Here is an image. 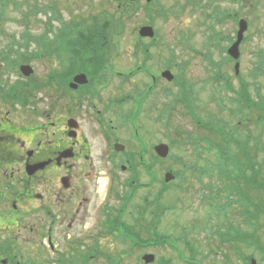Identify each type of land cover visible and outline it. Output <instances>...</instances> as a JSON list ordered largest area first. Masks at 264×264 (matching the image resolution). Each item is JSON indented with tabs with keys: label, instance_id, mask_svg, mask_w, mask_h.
<instances>
[{
	"label": "rangeland",
	"instance_id": "1",
	"mask_svg": "<svg viewBox=\"0 0 264 264\" xmlns=\"http://www.w3.org/2000/svg\"><path fill=\"white\" fill-rule=\"evenodd\" d=\"M155 1L157 3H152V9L148 10L145 0H139L140 3H138L139 8L137 11L127 18H124V27L121 35L114 37V32L117 28L115 26L111 32L113 37L110 36L107 40L103 41L104 49H101L103 52L101 60L103 62L98 61V63L102 64L104 69H106L105 72L107 73L104 74V83H109L107 90H110L109 93L112 92L111 94L113 95H127L132 94L135 90L143 91L146 89L148 83H152L151 79L146 80L143 74H138L129 81H123L119 76L113 75V73L116 74L115 70L128 74L130 71L131 73L137 71V66L142 67L143 65L147 67L144 68V72L147 74L153 73V71L159 73L169 70L175 77L181 78L184 76L185 80L182 81H186L192 87L194 92L192 96L194 102L192 103L196 107L195 112L200 116L203 123H211L212 125H216L215 123L221 125L226 123L237 126L239 120H243L244 114L235 118L232 117L234 108L232 101L235 96L232 92L224 90V82L219 84L213 81L216 75V69L211 64V62L215 64L223 63V59L226 57L222 50L229 43H221L219 47H216V44L209 45L208 37L210 33L207 32V27L205 28L203 23L211 25V22H206L204 18L205 16H210L208 14L214 8L219 7L224 11H234L237 18L246 17L249 19L251 28L245 35L246 40L240 49V73L246 82L251 84L249 92L252 99L257 102L258 96L256 95L257 90H255V87L260 89L261 97L264 98V76L255 79L253 77L249 79V77L250 74H254L259 56L264 51V0H242L239 4L222 1L211 3V0ZM16 2L18 6L8 3L6 0H0V13L4 15V21L0 22V24L9 25L5 30L13 31L14 29V32L18 33L19 31H23L24 26L22 25H25V22H27L31 26L30 31L37 37L33 38L36 41L39 38L43 39L44 35L48 40L53 39V36H48L49 34L47 32L51 30L49 27L53 24H60L52 19L54 13L59 14L67 23L71 22V28L73 29L75 25L83 22L84 18L93 22L91 17L101 18L103 15L110 18L111 16H115L113 14H115L116 6L118 5L112 0H16ZM27 17L28 20L26 21ZM108 22L115 23L113 17ZM144 26H152L154 28L156 41L140 38L139 31ZM215 27L219 30L221 36L228 38L235 37L238 29V26L235 25V20L232 18ZM100 42H97L96 45H100ZM33 51L39 52L34 44L31 45L29 50L24 48V51L22 49L18 54L27 62L33 59L32 53H30ZM101 51L98 54H101ZM93 53H97L96 50ZM39 56L42 57L43 55L38 53L36 57L38 58ZM85 59H88V62H92L90 57ZM74 61L76 62V60ZM96 65L98 64L96 63ZM31 66L36 71L44 74L51 69V61L42 59L38 63H33ZM4 70L3 64L0 62V79L6 83L9 80L6 74L2 73ZM220 74L230 78L228 82L234 91L240 89L239 82L235 78L234 65L231 62L223 63ZM16 75L11 78V81H9L10 84L15 83ZM157 88V93L154 95L153 92L152 94L154 95L152 101L158 97L155 103L159 105V109L164 107L166 103H169L172 109L166 111L168 109L166 108L164 111L166 112L165 118L162 121L156 122L155 120L158 117L159 111H156L154 108L152 117L150 114L148 118L149 121L147 123L150 124V126L147 125L148 127L143 117L139 118L137 123L143 129L142 137L148 139L152 146L160 145V143L169 145L170 158H172L165 159L164 162H155L154 174L151 178L143 170L141 171L142 177H140V180L145 187H142L136 192L137 195L134 201H142L147 194L152 195L150 200H155L156 196L160 193L159 191L164 189L165 176L169 170H172L170 172L174 175H176L174 172L178 173L180 177L168 184L170 187L164 190L165 192H163L161 197V201L165 205L176 206V208L173 212L166 214L162 225L160 227L157 225L152 234L155 232L159 236H167L173 238V240L180 241L178 245L184 251L183 253H185L184 255H186L187 261L190 259V253L195 252V255L198 257L195 263L203 260L204 264H213L214 262L216 264H241L234 256V249L228 246H220L219 238H214L211 234V230L216 225L214 216L218 214L214 206H222L227 203L225 199L226 194L221 191V188L231 186L230 182L224 180L223 182H219L217 181V177H212L211 175L220 174V169L217 168L219 160L216 153L202 151V148H206L204 143H200L198 147L194 143H185L186 145L179 144L178 146L171 145V141L175 137L178 138L179 135H181L178 138L179 142H185L187 136H182L183 133L190 134L192 138H196L194 140L200 139V137L209 139L208 136L218 139L219 135L212 134L208 130L200 128L189 115L184 104L175 102L172 97L166 96L167 91L172 92V94H177L181 88L180 83H168L165 81ZM260 111L256 108L249 111L246 119L247 122L238 126V131L243 138L251 137L258 141L257 145L254 142H250V152L260 165L259 181L264 184V124L260 126L256 125L259 117L264 116V111ZM56 112L57 116H59L58 113L60 114V111L56 109ZM162 115L163 113H161ZM261 119V122L264 123V118ZM137 128L140 132V128ZM90 131L91 129L88 130L87 127H84V132L88 136L91 144L90 161H87V167L85 165L84 169L85 173H98V176L97 180L95 178L96 182H91L93 179L84 182L87 184L88 200H90L94 191L98 190V200L102 202L104 199L102 188L106 177L100 158L104 150L100 137H93ZM112 133L117 138H119V134L127 151L137 149L138 145L136 142H133L129 129L120 128L118 131H112ZM240 159L243 160L242 158ZM175 160L179 161L176 162ZM203 168L209 169V172L206 173ZM245 175L250 176L251 172L246 169ZM92 177L94 178V175ZM85 178V176H81L80 181L83 183ZM119 178L124 180L123 185L129 179L124 174H120ZM251 180L256 181V179ZM238 183H240L239 187L247 192L251 200H254L261 208L264 207V189L259 191L253 189L243 177ZM48 185L51 186L50 184H41L37 187L36 192L42 195V200H33L30 202L22 224L9 232L3 231L2 234L0 233V245L6 242H13V246L16 249H20L24 255L22 257L19 256L17 260L25 264H29V262L48 264L45 262L52 260V257L54 258V255L46 250L45 241L41 235L49 220L46 217L47 208L50 207L53 215L59 221L55 229V234L58 237L60 248L64 247L65 236L68 235V231L66 230L68 227L62 223L63 210L66 209L64 208L66 206L60 198L55 199L54 196L49 194L48 191L51 189L47 188ZM118 191L123 196L125 189L120 188V185H118ZM131 195L134 196L135 194L131 192ZM106 202V204H109V201ZM110 204L111 207L118 206V203H114L113 201ZM11 205V202H8L6 206L3 204L0 205V213H10ZM86 206L89 209L88 218L86 220L81 219V214V217H78L77 223L71 227L72 231L69 233L76 234L81 229L85 232V228L89 227V232L92 234V240H89V244H91L93 239L97 237V234L96 229L93 227L92 219L90 218L92 216V202L87 203ZM38 208H42L40 215L38 214ZM242 211L243 209L239 205L235 203L231 204L228 215L230 216V220H232V223H230L232 240H237L234 230L239 229L241 222L244 220ZM253 212L257 215V223L260 226V240L264 249V212L261 209L254 210ZM93 216L96 217V215ZM128 216L126 215V221L131 222ZM70 218L71 216L64 220L67 221ZM4 220L1 228L8 225L7 221L9 219L4 218ZM136 222L139 223L138 221ZM227 223L229 222H225L224 224L227 225ZM101 242L102 249L109 253L111 255L110 257L117 260L116 264H137L143 252L156 257L154 264H159L158 262L160 260H169L172 264H181L178 260V254L168 246L152 247L144 251L134 248L129 255H125V253L128 254L129 252L128 246L123 245L121 241L104 235ZM39 249L46 252L40 253ZM213 252L216 254L214 255ZM247 252L248 254L255 255V250H249ZM107 257L100 256L92 260L93 258L89 256L85 259L87 260V264H109ZM2 258H5V255L0 257V259ZM256 261L257 264H264V251L258 255Z\"/></svg>",
	"mask_w": 264,
	"mask_h": 264
},
{
	"label": "flooded vegetation",
	"instance_id": "2",
	"mask_svg": "<svg viewBox=\"0 0 264 264\" xmlns=\"http://www.w3.org/2000/svg\"><path fill=\"white\" fill-rule=\"evenodd\" d=\"M3 21L4 15L0 22ZM22 26H24L23 31L15 33L14 29L5 30L9 25L0 24V48H2L0 62L5 69L2 73L6 74L9 81L17 74L16 81L12 84L0 79V205L6 206L8 202L12 203L10 213L6 211L0 213V233L9 232L21 225L30 202L42 200V195L36 192L37 187L41 184H50L51 186H47L51 189L48 191L49 194L55 199L60 198L66 206L63 210L62 223L68 227L66 229L68 235L65 236L64 247L60 248L55 234L59 221L50 207L47 208L46 217L49 220L41 235L46 250L51 252L54 258L45 263L87 264L85 258L89 256L95 260L100 256L110 255L102 249L101 241L104 235L118 241L120 237L141 238L148 241L152 237L153 224L161 226L166 214L173 212L176 206H167L161 201L165 192L163 190L159 191L155 200H150L152 195L147 194L142 201L136 202L134 200L137 194L131 195V183L141 181V171L149 176L153 173V146L148 139L142 137L143 129L137 120L143 117L146 126H150L147 122L150 114L152 117L154 108L156 111L161 110L163 120L167 103L159 109V105L155 103L158 97L156 96L157 98L152 101V97L156 94L152 95V87L148 89L149 91L144 89L135 90L127 95H113L107 90L109 83H104V73L95 71L94 67L89 68L90 74L85 73L89 83L74 88V77L83 72L73 75L71 28L53 24L49 27L51 30L47 32L49 34L47 35L53 36V39L48 40L44 35L43 39L39 38L36 41L33 40L37 37L30 31L31 26L29 24ZM33 44L39 52H30L33 59L25 62L18 52L22 49L24 51V48L29 50ZM39 44L43 48H48V54L37 58L36 55L41 53ZM42 59L51 61V69L48 72L43 74L35 68L34 73L30 75L20 72L21 66H31ZM163 82H165L163 79H159L156 86ZM56 109L60 111L59 116ZM84 127L91 129L90 134L93 137H100L104 150L100 161L111 187L102 192L104 196L102 202L98 200V190L94 191L90 200L87 197V184L84 181L93 179L91 182H96L98 173H85L84 166L90 161L91 144ZM137 127L140 128V132ZM120 128L129 129L133 142L138 145L136 150L127 151L119 134L117 138L112 133ZM117 144L124 146L119 152L116 150ZM120 174L129 177L124 185V180L119 178ZM81 176L86 177L83 183L80 181ZM118 185L125 189L123 196L118 191ZM106 201H109V204H106ZM111 201L118 203V206L111 207ZM91 202L90 218L97 237L89 244V240H92L89 227L85 228V232L83 229L76 234L69 232L72 231L71 227L77 223L81 214V219L88 218L89 209L86 205ZM218 207L219 205L214 206L218 214L214 216L216 225L211 230L212 236L219 238L220 246L234 249V256L241 264H253L252 261L257 264V257L262 254L263 248L257 221L255 223V219L249 221L244 218L240 228L236 230V235H240L243 239L232 240L230 226L232 220L228 215L230 208ZM38 209L40 215L42 208ZM126 215H129L131 222L126 221ZM70 216L69 222L64 220ZM4 218L9 219L7 221L9 226L1 228ZM225 222L229 223L225 225ZM111 223L120 226L118 233L117 228L111 226ZM248 238L252 239L250 247L246 241ZM13 244L6 242L0 245V257L5 255V258L0 259V264H25L17 260L19 256L24 255ZM249 250H255V255L248 254ZM39 252L46 251L39 249ZM129 254L130 252L127 255ZM145 255L147 254L143 252L137 264H144L142 258ZM184 257V254L182 258L178 257L181 264H192ZM31 264L37 263L31 262Z\"/></svg>",
	"mask_w": 264,
	"mask_h": 264
},
{
	"label": "trees",
	"instance_id": "3",
	"mask_svg": "<svg viewBox=\"0 0 264 264\" xmlns=\"http://www.w3.org/2000/svg\"><path fill=\"white\" fill-rule=\"evenodd\" d=\"M116 4V11H115V16L106 17L103 16L101 18L93 17V22L90 24H83L79 23L80 26L75 25L74 26V33L73 37L71 38L72 40V53H73V59L75 58L76 61L82 66L84 65V58H91L92 63L98 66H101L102 64H99V62H103L102 59V51L104 49L103 45H96L97 42L102 43L103 41L107 40L108 37H113L111 35L112 29L117 26L115 32H114V37H119L121 35L122 29L124 27L123 21L124 18H127L128 16L132 15L137 11L139 8L138 3L139 0H112ZM217 1H222V0H211V3H216ZM157 3L156 1L153 2V4ZM151 5H147V9H152ZM140 5V4H139ZM57 15V13H54ZM118 15V16H117ZM210 16H205L204 20L206 22H211L210 24L204 23L208 31L210 33L208 40L209 44H216V47H219L222 42H233V38H228V37H223L219 34V30L215 26H219L222 23H225L226 20L232 18L237 20L236 13L234 11H224L219 7H216L213 9L210 14ZM113 17L114 24L113 22H108L111 20ZM56 18V16H55ZM85 27L84 29L82 28ZM227 49V48H226ZM96 50L97 53H93V51ZM99 51H101V54H98ZM226 51V50H225ZM209 57V56H208ZM81 61V62H80ZM83 61V62H82ZM225 62H232V60L227 57L223 59V63ZM75 63V61H74ZM75 63V64H78ZM86 63V62H85ZM91 63V62H90ZM90 63H87V65H90ZM223 63H218L215 64L211 62V64L215 67L216 69V75L219 80L218 82H224V89L226 91H233L231 85L229 84L228 81H230V78L228 76H221V66ZM97 66V65H96ZM103 66V65H102ZM254 76L255 78L264 76V51L261 53L259 56V61L255 66V71H254ZM181 88L180 91L177 95H174V101L178 102L179 101L185 105V107L190 111V113L195 114V105L192 103L194 100L192 99V96L194 94L192 87L189 86V84L186 81H183L181 79ZM255 90H257V96L259 97V102H255L252 99V96L250 95V90L248 86H245L241 88L240 92L236 94V97L232 101L234 104V108L232 111V117H238L243 115V120L238 122L237 126L229 125L224 123L223 125L219 123H215L216 125H212L211 123H203L201 119L199 118L198 120L201 121L200 128L206 129L212 134H218L219 138L215 139L211 136H208L209 139H204L200 137V139L194 140L196 138H192L190 134L188 133H183V135L187 136L185 139V142H179L178 138L181 137H175L173 141H171L172 146H178L179 144L186 145L185 143H194L197 147L199 146L200 143H204L208 151L210 152H216L219 162L217 164V168L220 169L221 171V176L224 177V179L228 182L231 183V196L232 197H237L238 200H235L233 202H238L239 206L245 211L247 214H255L253 212L254 210H262L264 212V207L258 206L257 203L254 202V200H251L250 197L248 196L247 192L243 190L241 187H239L240 183H238V179H241L242 177L244 180L253 188L256 190H262L264 189V184L260 183V165L252 155H251V148H250V142H254L255 145L258 144V141L251 138V137H246L243 138V136L239 133L238 131V126H240L242 123L246 122V119L248 117L249 111H251L253 108L258 109L260 112L264 111V98L261 97L260 94V89L255 87ZM170 106V105H169ZM171 106L169 107V111L171 110ZM264 116H260L259 119L256 122L257 126L263 125L264 123L261 122ZM203 149V148H202ZM204 149V150H205ZM155 156H154V161H155ZM172 158V157H171ZM170 158V159H171ZM242 158L243 160H241ZM176 162L179 160H175ZM155 169V167H153ZM206 173L209 172V169L203 168ZM248 169L251 172L250 176L245 175V170ZM172 171V170H169ZM176 175L178 173L174 172ZM179 176V174H178ZM251 179H256L254 182ZM139 181H136V185L138 188ZM131 192L134 193L137 191V188H134L133 185H131ZM254 208V209H253ZM255 216V215H254ZM113 225V223H111ZM157 225L154 223L153 224V230L156 229ZM113 227H119L117 224L113 225ZM121 233V231H120ZM123 245H130V249L133 247H142V243H145V241L141 238H132L130 240L128 239H122L121 237L118 238ZM167 239H169L167 236H159L157 233H153L151 239L149 240L151 243L154 245H164L168 244ZM109 264H116L117 260L114 259L113 257L108 256L107 257Z\"/></svg>",
	"mask_w": 264,
	"mask_h": 264
},
{
	"label": "water",
	"instance_id": "4",
	"mask_svg": "<svg viewBox=\"0 0 264 264\" xmlns=\"http://www.w3.org/2000/svg\"><path fill=\"white\" fill-rule=\"evenodd\" d=\"M146 1H147V3H151L153 0H146ZM231 1H237V0H231ZM247 29H248L247 22L242 21L240 23V31L238 33V40L233 45V47L229 50V54L234 60H238L240 57L239 47L243 41L244 34L247 31ZM139 34L142 38H154L155 37L154 29L150 26H145V27L141 28ZM238 69H239V65L236 66L237 71H238ZM22 71L25 72L26 75H29L32 73V70L30 69V67H22ZM163 77L168 79L169 81L174 80V76L170 72H165L163 74ZM86 83H87V78L85 75H80V76L75 78V84H76L75 86L84 85ZM155 151L160 158L166 159L169 156L170 148L166 144H161V145L156 147ZM174 179H175V176L172 173H169L166 175L165 181H166V183H170V182L174 181ZM143 261L145 262V264H152L155 261V257L152 255H147L143 258Z\"/></svg>",
	"mask_w": 264,
	"mask_h": 264
}]
</instances>
